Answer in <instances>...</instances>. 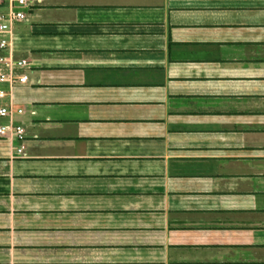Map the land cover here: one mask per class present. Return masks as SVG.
Returning a JSON list of instances; mask_svg holds the SVG:
<instances>
[{
	"label": "crops",
	"instance_id": "crops-1",
	"mask_svg": "<svg viewBox=\"0 0 264 264\" xmlns=\"http://www.w3.org/2000/svg\"><path fill=\"white\" fill-rule=\"evenodd\" d=\"M27 2L0 264H264V0Z\"/></svg>",
	"mask_w": 264,
	"mask_h": 264
},
{
	"label": "built area",
	"instance_id": "built-area-1",
	"mask_svg": "<svg viewBox=\"0 0 264 264\" xmlns=\"http://www.w3.org/2000/svg\"><path fill=\"white\" fill-rule=\"evenodd\" d=\"M0 5L5 7L0 13V99L11 97L12 90L17 86L27 85L29 77L26 73L29 69L26 60H16L12 54V40L14 27L24 23L27 19V0H0ZM24 112L21 108H15L12 103L0 108V117L9 119V122L0 126V137L12 139L17 142L25 140L24 127L14 123L13 116ZM23 148L17 149L22 153Z\"/></svg>",
	"mask_w": 264,
	"mask_h": 264
},
{
	"label": "rangeland",
	"instance_id": "rangeland-1",
	"mask_svg": "<svg viewBox=\"0 0 264 264\" xmlns=\"http://www.w3.org/2000/svg\"><path fill=\"white\" fill-rule=\"evenodd\" d=\"M16 60H21V59H16Z\"/></svg>",
	"mask_w": 264,
	"mask_h": 264
}]
</instances>
